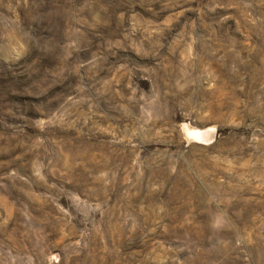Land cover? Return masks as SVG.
Returning a JSON list of instances; mask_svg holds the SVG:
<instances>
[{
	"label": "rangeland",
	"instance_id": "obj_1",
	"mask_svg": "<svg viewBox=\"0 0 264 264\" xmlns=\"http://www.w3.org/2000/svg\"><path fill=\"white\" fill-rule=\"evenodd\" d=\"M0 264H264V0H0Z\"/></svg>",
	"mask_w": 264,
	"mask_h": 264
},
{
	"label": "bare ground",
	"instance_id": "obj_2",
	"mask_svg": "<svg viewBox=\"0 0 264 264\" xmlns=\"http://www.w3.org/2000/svg\"><path fill=\"white\" fill-rule=\"evenodd\" d=\"M193 130V129H192ZM193 133H196L197 135H200V137L202 136L201 132L200 131H194ZM191 134V132H190ZM206 137V136H205Z\"/></svg>",
	"mask_w": 264,
	"mask_h": 264
},
{
	"label": "water",
	"instance_id": "obj_3",
	"mask_svg": "<svg viewBox=\"0 0 264 264\" xmlns=\"http://www.w3.org/2000/svg\"><path fill=\"white\" fill-rule=\"evenodd\" d=\"M212 137H214V136H212Z\"/></svg>",
	"mask_w": 264,
	"mask_h": 264
}]
</instances>
